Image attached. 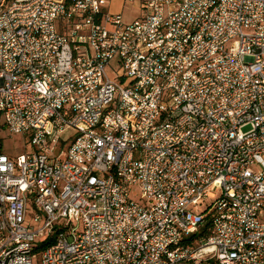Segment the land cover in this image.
<instances>
[{"label": "built area", "instance_id": "built-area-1", "mask_svg": "<svg viewBox=\"0 0 264 264\" xmlns=\"http://www.w3.org/2000/svg\"><path fill=\"white\" fill-rule=\"evenodd\" d=\"M107 4L0 0V264H264V0Z\"/></svg>", "mask_w": 264, "mask_h": 264}, {"label": "rangeland", "instance_id": "rangeland-1", "mask_svg": "<svg viewBox=\"0 0 264 264\" xmlns=\"http://www.w3.org/2000/svg\"><path fill=\"white\" fill-rule=\"evenodd\" d=\"M142 0H108V12L111 14H120L123 18V22L129 24L136 19L141 18L144 15L140 4ZM108 76L111 79L115 78L114 70L111 68L107 69ZM29 138L22 134L19 135H9L7 133H2L0 135V145L3 151L9 156H18L23 153H28L31 151L28 145ZM134 194L131 198L136 200L137 191L133 189ZM32 220L28 217L26 225L30 224Z\"/></svg>", "mask_w": 264, "mask_h": 264}, {"label": "trees", "instance_id": "trees-1", "mask_svg": "<svg viewBox=\"0 0 264 264\" xmlns=\"http://www.w3.org/2000/svg\"><path fill=\"white\" fill-rule=\"evenodd\" d=\"M209 234V223H206L201 230L194 236L195 238L204 237Z\"/></svg>", "mask_w": 264, "mask_h": 264}, {"label": "crops", "instance_id": "crops-1", "mask_svg": "<svg viewBox=\"0 0 264 264\" xmlns=\"http://www.w3.org/2000/svg\"><path fill=\"white\" fill-rule=\"evenodd\" d=\"M107 7H108V4H107ZM107 11H108V9H107ZM111 14V13H110Z\"/></svg>", "mask_w": 264, "mask_h": 264}]
</instances>
